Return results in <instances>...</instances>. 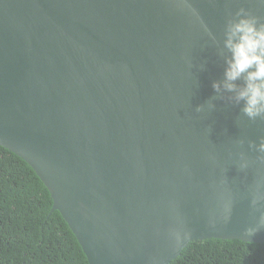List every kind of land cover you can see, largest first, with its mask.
Wrapping results in <instances>:
<instances>
[{
	"label": "water",
	"instance_id": "1",
	"mask_svg": "<svg viewBox=\"0 0 264 264\" xmlns=\"http://www.w3.org/2000/svg\"><path fill=\"white\" fill-rule=\"evenodd\" d=\"M241 8L264 22L259 0H0V146L35 171L89 264L264 244V119L212 88Z\"/></svg>",
	"mask_w": 264,
	"mask_h": 264
},
{
	"label": "trees",
	"instance_id": "2",
	"mask_svg": "<svg viewBox=\"0 0 264 264\" xmlns=\"http://www.w3.org/2000/svg\"><path fill=\"white\" fill-rule=\"evenodd\" d=\"M53 205L35 171L0 146V264H89ZM171 264H264V244L195 241Z\"/></svg>",
	"mask_w": 264,
	"mask_h": 264
},
{
	"label": "clouds",
	"instance_id": "3",
	"mask_svg": "<svg viewBox=\"0 0 264 264\" xmlns=\"http://www.w3.org/2000/svg\"><path fill=\"white\" fill-rule=\"evenodd\" d=\"M264 6V0H259ZM236 19L226 23L223 46L230 53L226 59L224 79L213 82L212 88L216 93L228 92L235 103L243 102L242 112L250 121L264 119V22L257 16L241 8L236 13ZM243 78V86L236 81ZM213 108L212 103L208 104ZM202 106L197 111H202ZM260 153H264V139L258 145H253ZM256 230H246V235H253ZM188 235L184 239L187 240ZM182 243L177 237L176 245Z\"/></svg>",
	"mask_w": 264,
	"mask_h": 264
}]
</instances>
